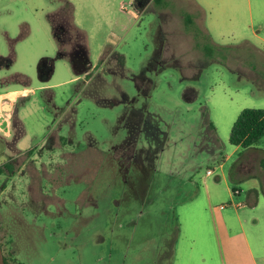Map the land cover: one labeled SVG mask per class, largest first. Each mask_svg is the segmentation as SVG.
<instances>
[{
  "label": "rangeland",
  "instance_id": "obj_1",
  "mask_svg": "<svg viewBox=\"0 0 264 264\" xmlns=\"http://www.w3.org/2000/svg\"><path fill=\"white\" fill-rule=\"evenodd\" d=\"M65 1L84 36L87 73L57 55L48 18ZM163 3L140 13L133 0H0V55L11 56L0 92L17 90L10 116L22 130L16 141L11 126L8 137L0 133V242L9 264H222L213 227L220 216L233 236L226 264H251L244 237L264 264V135L245 149L227 142L240 109L264 108V41L245 0ZM184 14L201 32L196 48ZM122 95L163 132L138 160L115 148L126 133ZM202 110L219 146L213 154L202 141L212 138Z\"/></svg>",
  "mask_w": 264,
  "mask_h": 264
},
{
  "label": "trees",
  "instance_id": "obj_2",
  "mask_svg": "<svg viewBox=\"0 0 264 264\" xmlns=\"http://www.w3.org/2000/svg\"><path fill=\"white\" fill-rule=\"evenodd\" d=\"M161 0H155V4H159ZM71 5L65 1L61 9L54 12L49 16V23L51 27L52 36L56 42L57 46V55L58 56H67L72 69L76 74L87 73L89 69V61L87 57V51L84 43V36L79 30H76L72 27L70 22V10ZM67 12L66 17L62 15ZM67 20L70 23L69 27L65 29H60L57 26V23L62 20ZM183 31L191 35L193 46L198 47L196 39L201 37L198 32L200 30L196 26L193 15L184 14L181 15ZM74 30H73V29ZM73 30V35L69 33ZM201 33V32H200ZM203 38L207 40L206 34H202ZM73 37V38H72ZM66 45H69V49H66ZM141 74L133 76L134 78H139ZM186 92L189 94L195 93V88L190 89ZM187 98V97H186ZM121 101L125 104V111L120 116V123L125 127L126 133L124 138L120 143L116 144L115 148L117 150H123L128 152V156L133 160H138L140 158V152L142 145L146 144L148 146H158L160 145L159 140L162 139L163 132L158 126L155 120H152L148 113L145 110V106L142 104L140 107L133 105L135 97L131 99L127 98L125 95L121 96ZM203 122L206 126V130L210 131L212 136L211 139H208L209 136L203 137L202 141H208L209 145L205 148L206 151L213 152L219 148L217 139L214 136V127L210 121L207 120L206 111L202 110L201 112ZM22 130H18L17 134L14 137V141L21 135ZM264 135V108H254V107H244L238 111L235 119L233 120L227 137V142L230 145L239 147V148H248L254 144H257L260 138ZM145 145V146H146ZM29 152V151H26ZM210 153V154H211ZM217 163H220L223 160V156L219 155L215 158ZM259 167L264 169V161L260 159ZM151 167L153 166L150 164ZM1 166L8 168L11 171V166L4 162ZM1 169V168H0ZM4 183L0 184V189L3 188ZM231 192L234 194V190L231 187ZM259 191L264 197V180L259 182ZM1 246V243H0ZM3 263L6 264L5 259L3 258Z\"/></svg>",
  "mask_w": 264,
  "mask_h": 264
},
{
  "label": "crops",
  "instance_id": "obj_3",
  "mask_svg": "<svg viewBox=\"0 0 264 264\" xmlns=\"http://www.w3.org/2000/svg\"><path fill=\"white\" fill-rule=\"evenodd\" d=\"M245 4L247 7V15H248L249 21L251 23H253L252 25H253L254 33L257 35V37L259 39L264 41V36H263L264 35V0H245ZM157 5L163 7L164 6L163 0H161V2ZM143 11H144L143 9H139L140 13H142ZM193 20H194V22H197L196 19H194V17H193ZM261 34H262V36H261ZM26 91H27V89H22V92H26ZM15 93H17L16 90H11V92L8 94H15ZM1 96H2V94H0V98H1ZM3 109H6L5 106H3ZM2 114H6V113L2 112ZM7 115H2V116H7ZM15 146H16V143H15ZM221 206L222 205H219V207H221ZM210 216H211L213 222H214V220L216 221L217 217L215 218V212L212 211L211 209H210ZM218 220H220L219 225L216 224L215 222L213 223L214 233L216 235V241H217V244L219 246V250H220V254H221V263L226 264V262H228V259L230 257V256H227L226 254L229 251H231L230 240L233 236L231 235L232 232L229 231V227L225 224L223 218L220 216V218H218ZM244 238H245V242H246L245 246L247 248V252H248V256L251 260V264H257L255 258L253 257L252 250H251V248H250V246L246 240V237H244ZM225 257H226V260H225ZM175 262H176V259H175L174 263ZM178 262L179 261H177V264H178ZM188 262H189L188 257H185L182 260V264H188ZM203 262L204 261L201 257L200 263H203ZM196 263L198 264V262H196Z\"/></svg>",
  "mask_w": 264,
  "mask_h": 264
},
{
  "label": "flooded vegetation",
  "instance_id": "obj_4",
  "mask_svg": "<svg viewBox=\"0 0 264 264\" xmlns=\"http://www.w3.org/2000/svg\"><path fill=\"white\" fill-rule=\"evenodd\" d=\"M154 1L155 0H133V3H134V7L135 6H139L140 9H143L144 10L143 12L147 11V9L151 6V4H154V5H156L157 7H160V8H163L164 7V6L162 7V6H159V5L155 4ZM152 13H154L156 15V17H158L161 14L159 8H157V10L152 11ZM160 22L158 21L156 23V32H161L162 33V30L159 27L160 26ZM69 25H70V23H68V21L65 20V19L62 20V21H59L57 23V26L60 29H64V31H65L66 28L69 27ZM10 63H11V56L10 55L9 56L0 55V67L1 66H7ZM46 69H47V67L43 63L41 65V67H40V72H43ZM7 79L8 78L6 76H0V83L2 84L4 82H6ZM11 90H15V89H10V90H5V91L0 92V94H2L1 98L3 99L0 102V124L2 125L1 128H0V133L1 132H4L7 135V137H8V135H10V132L8 131V127L9 126H11L13 128L12 132L15 135H16L17 131L19 130L18 127H15V125H16L15 123H17V122L15 120H12L13 119L12 115L10 116V113L13 112V105H14V103L16 101V97L18 95V92L15 93V94H8V93L11 92ZM11 95H12V98H11ZM5 104L8 105V108L7 109H3V106ZM2 112L6 113V114H2ZM1 114L2 115H7L8 114V115L7 116H2ZM9 120H10V122H9ZM5 140H7V139H5ZM8 140H10V139H8ZM118 225H120V224H118ZM1 248H2V246H0V249ZM1 252H2V249H1ZM2 256L5 259L6 264H9V259L6 257V255L2 253Z\"/></svg>",
  "mask_w": 264,
  "mask_h": 264
},
{
  "label": "water",
  "instance_id": "obj_5",
  "mask_svg": "<svg viewBox=\"0 0 264 264\" xmlns=\"http://www.w3.org/2000/svg\"><path fill=\"white\" fill-rule=\"evenodd\" d=\"M4 106L6 107V109L8 108V105L7 104H5ZM0 264H4L3 263V256H2L1 249H0Z\"/></svg>",
  "mask_w": 264,
  "mask_h": 264
},
{
  "label": "built area",
  "instance_id": "obj_6",
  "mask_svg": "<svg viewBox=\"0 0 264 264\" xmlns=\"http://www.w3.org/2000/svg\"><path fill=\"white\" fill-rule=\"evenodd\" d=\"M209 173H210V170L206 169L205 174H209Z\"/></svg>",
  "mask_w": 264,
  "mask_h": 264
},
{
  "label": "bare ground",
  "instance_id": "obj_7",
  "mask_svg": "<svg viewBox=\"0 0 264 264\" xmlns=\"http://www.w3.org/2000/svg\"><path fill=\"white\" fill-rule=\"evenodd\" d=\"M6 108V107H5Z\"/></svg>",
  "mask_w": 264,
  "mask_h": 264
}]
</instances>
